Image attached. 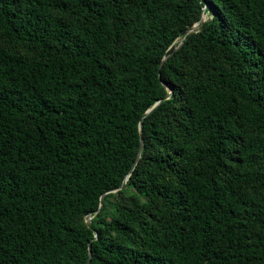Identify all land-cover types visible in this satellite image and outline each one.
I'll return each mask as SVG.
<instances>
[{"label": "trees", "instance_id": "obj_1", "mask_svg": "<svg viewBox=\"0 0 264 264\" xmlns=\"http://www.w3.org/2000/svg\"><path fill=\"white\" fill-rule=\"evenodd\" d=\"M89 244L264 264V0H0V264Z\"/></svg>", "mask_w": 264, "mask_h": 264}, {"label": "water", "instance_id": "obj_2", "mask_svg": "<svg viewBox=\"0 0 264 264\" xmlns=\"http://www.w3.org/2000/svg\"><path fill=\"white\" fill-rule=\"evenodd\" d=\"M207 7H208V5L206 4L205 7H204V10H205ZM205 21H206L205 16H202V17H201V20H200L198 23H196V24H194L192 27H190V28L184 33V35L181 36V37L178 39L179 44H178V46H176V47L173 49V52H172L170 55H172L176 50H178V48H180V47L182 46L183 41H184V38H185V36H186L187 34L196 31L198 28H200V27L202 26V24H203ZM170 55H169V56H170ZM165 60H166V58L163 59V62H164ZM161 66H162V63H161V65H160V67H161ZM163 86L166 87V85H165L164 83H163ZM166 88H167V87H166ZM167 90H168V92H167V94H166L164 100L168 99V98L170 97L171 93H172L171 89L167 88ZM160 102H161V101H159V102H157L156 104H154V106H153L151 109H149V110L144 114V117L147 116L149 113H151V112H152V111H153V110L159 105ZM141 130H142V121H141L140 124H139L140 135H141ZM140 144H141V146H140V151H141V148H142V145H143V140H142V137H141V136H140ZM125 183H126V180H124V182L122 183V185H121L119 188L114 189V190H110V191H108V193H114V192L120 190V189L123 187V185H124ZM103 196H104V195H103ZM103 196H102L101 199H100V200H101L100 207L102 206V199H103ZM97 212H98V210H97L95 213H97ZM90 220H91V217H88V218L86 219V221H85V223H86V225H87L88 228H91ZM95 238H96V235H95L94 239H95ZM91 256H92V253H91V244H89V245H88V259H87L86 264H89V263H90Z\"/></svg>", "mask_w": 264, "mask_h": 264}]
</instances>
